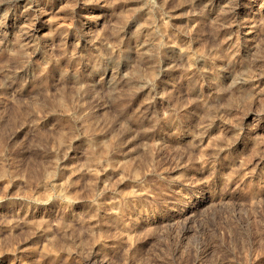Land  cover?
<instances>
[{"label":"rangeland","instance_id":"rangeland-1","mask_svg":"<svg viewBox=\"0 0 264 264\" xmlns=\"http://www.w3.org/2000/svg\"><path fill=\"white\" fill-rule=\"evenodd\" d=\"M0 264H264V0H0Z\"/></svg>","mask_w":264,"mask_h":264},{"label":"bare ground","instance_id":"bare-ground-1","mask_svg":"<svg viewBox=\"0 0 264 264\" xmlns=\"http://www.w3.org/2000/svg\"><path fill=\"white\" fill-rule=\"evenodd\" d=\"M102 233V232H101Z\"/></svg>","mask_w":264,"mask_h":264}]
</instances>
